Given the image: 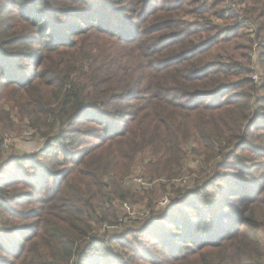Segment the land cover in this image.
<instances>
[{
	"label": "trees",
	"instance_id": "16d2710c",
	"mask_svg": "<svg viewBox=\"0 0 264 264\" xmlns=\"http://www.w3.org/2000/svg\"><path fill=\"white\" fill-rule=\"evenodd\" d=\"M1 129L0 264H264V0H0Z\"/></svg>",
	"mask_w": 264,
	"mask_h": 264
},
{
	"label": "rangeland",
	"instance_id": "374dc122",
	"mask_svg": "<svg viewBox=\"0 0 264 264\" xmlns=\"http://www.w3.org/2000/svg\"><path fill=\"white\" fill-rule=\"evenodd\" d=\"M235 10L238 11V8H235ZM248 32L249 31L246 30L247 34ZM258 46H259L258 42H253V48H252L251 55L253 56L254 61L258 60L259 53L261 52L259 51ZM256 69H257V66H255V70ZM254 77H257L258 79L257 75ZM0 131H2V129ZM39 147H40V144L36 142L35 140L33 141L31 136H29V133H24L22 135L14 134V136L6 135L2 142V146L0 148L2 150V153L5 156L7 155L15 156L18 154L29 155V154L35 153L39 150ZM202 166H203V162L201 158H198V156H195L194 154L189 152L187 156L186 164H185V169H184L186 171L182 175V178H180L181 180L177 179L180 181L176 183L180 184L181 186H184L188 184L189 180H191L192 178H193V181L197 180L198 178L195 176V174H193V172L200 171ZM132 177H135V176H132ZM131 178L129 179V181L131 180ZM135 180H139V179L138 178L133 179V182L137 183L135 182ZM137 184H140V183H137ZM140 185H143V184H140ZM144 186H143L144 188L140 186H133L132 188L128 187L129 189L137 193L139 201L136 204H131V205L126 203L128 204V206L125 204L122 205V211L124 215L127 216L124 218L125 220H129V219H132L133 221L138 220L142 223L147 219L145 214H149L150 211L152 210L154 212H159L163 210L165 207H167L170 204L171 199H175L178 196V188L177 187L174 188L170 186V184H166L165 180H158V179L152 180V182H148ZM192 186H193V183L190 187ZM163 197L168 198L169 203L166 206H161L159 203ZM149 204H151L153 208H150ZM121 218L123 217L121 216ZM120 229L121 227L118 230ZM154 251L158 252L156 250Z\"/></svg>",
	"mask_w": 264,
	"mask_h": 264
},
{
	"label": "built area",
	"instance_id": "2783aa9c",
	"mask_svg": "<svg viewBox=\"0 0 264 264\" xmlns=\"http://www.w3.org/2000/svg\"><path fill=\"white\" fill-rule=\"evenodd\" d=\"M254 81H255L256 83H258V79H257V77H254ZM29 136H31V134H29ZM135 182L140 183V184H143V185H146V183L143 182L141 179H139V180H135ZM159 203H160L161 206H166V205L169 203L168 198H167V197H163V198L160 200ZM115 228H116V227H109V229H115Z\"/></svg>",
	"mask_w": 264,
	"mask_h": 264
}]
</instances>
